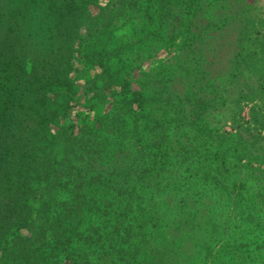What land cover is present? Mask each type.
<instances>
[{"label": "rangeland", "instance_id": "374dc122", "mask_svg": "<svg viewBox=\"0 0 264 264\" xmlns=\"http://www.w3.org/2000/svg\"><path fill=\"white\" fill-rule=\"evenodd\" d=\"M147 1L0 0V43L18 40L19 56L54 84V118L76 126L63 172L39 192L35 226L20 234L39 264H81L79 253L92 264H264V0H157L161 11ZM42 10L52 16L34 23ZM217 54L220 69L205 74L221 78L193 82L205 68L194 71L195 60ZM124 80L149 96L152 140L165 142L158 165L132 138Z\"/></svg>", "mask_w": 264, "mask_h": 264}, {"label": "trees", "instance_id": "16d2710c", "mask_svg": "<svg viewBox=\"0 0 264 264\" xmlns=\"http://www.w3.org/2000/svg\"><path fill=\"white\" fill-rule=\"evenodd\" d=\"M202 1L187 0V7L198 9L202 5ZM156 2L157 0H148L144 8L161 11L163 7L156 5ZM73 9H77L76 4ZM44 14L43 11L33 15L34 23L38 22L37 18H40L38 15L43 17ZM28 15L22 16L24 21H27ZM50 16L52 15L49 13L45 14V19ZM12 39L15 38L12 37ZM12 39L9 43H0V58H6L0 62V65H3L0 68V264H39L33 256L29 239L20 233L23 230L29 231L35 226L39 216L36 206L39 192L42 195L43 188L55 181L63 172L67 155L73 146L76 126L68 119L64 122V120H57L56 116L54 118V111L49 108L50 102H52L51 89L54 84L49 77L45 76V72H39L33 68L29 57L26 56L27 51L24 52V55L19 56V42L17 39L14 41ZM29 43L30 47H37L43 42L33 43L32 40H29ZM193 44L195 43L191 45ZM19 49H22V46ZM216 56L210 60L205 59L203 62H200L202 59L195 60L194 71L196 66L202 64H205V68L198 72L201 75L200 77L196 76L193 82H208L211 79L216 80L217 77L221 78L219 75L205 74L207 70L210 73L213 71L216 73V70L220 69L218 66L221 64L216 61L219 56L218 54ZM121 85L122 92L120 94L124 98L127 113L132 116L134 122L133 130L130 131L132 138H136L135 142L142 145L141 149L151 151V158H145L147 162L158 165L163 162L165 157L161 153V147L165 142L152 140L151 132L155 129V124L151 123L153 119L147 120V118L149 119L147 109L149 96L142 91L133 90L130 80H124ZM90 89L95 94L93 97H97L98 91H101L97 90L96 81L93 82V87ZM172 89L173 87L170 86L168 91L172 93ZM63 94L69 98V101H77L69 92ZM181 102L187 105L190 99L187 97ZM208 105L209 103H206L204 108H207ZM183 110V118L190 119L193 109L184 108ZM67 116L68 112L65 111L64 119ZM114 128L112 127V129ZM164 135V132L161 131L160 139H164ZM48 136L53 137V140L44 147L41 143L47 141ZM167 148L173 149L174 147L167 145ZM115 156H108L102 167L111 166L115 162ZM118 177H113L108 183L115 182ZM150 180L149 177L146 181L147 186H150ZM131 187L126 188L129 200L132 199L131 193L135 191L132 190L135 186ZM160 191L163 190L160 189ZM96 194L101 200L106 192L103 193L101 190ZM91 198L90 195L89 199ZM119 199L120 197L116 200L114 197L108 199L111 205H115L111 210L116 218L121 216L118 214L122 203ZM154 199L152 192H146V204L149 205ZM103 213H107V211H103ZM148 214L149 211H144V216L141 217H145L147 220ZM127 217L128 214L125 215V218ZM93 258L86 253L78 254V262L81 264H92Z\"/></svg>", "mask_w": 264, "mask_h": 264}]
</instances>
